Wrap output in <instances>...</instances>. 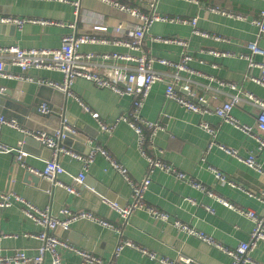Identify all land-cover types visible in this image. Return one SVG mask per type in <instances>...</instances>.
Instances as JSON below:
<instances>
[{
    "label": "crops",
    "instance_id": "1",
    "mask_svg": "<svg viewBox=\"0 0 264 264\" xmlns=\"http://www.w3.org/2000/svg\"><path fill=\"white\" fill-rule=\"evenodd\" d=\"M113 1L146 13L150 11L147 1ZM74 4H78V10ZM213 9H219L222 13L213 12ZM262 11L264 0H156L157 14L197 18V30L210 37L193 35L191 26L155 22L147 31L142 51H135L115 44V41H125L126 33L134 31L141 23L101 0H0V16L66 24L65 27L35 23H25L22 27L1 25L4 27L0 30L1 48L56 50L61 45L62 37L74 32L77 35L108 40V43L104 44H84L81 47L83 53H119L129 56L145 54L171 62H180L184 54H189L191 61L188 66L191 72H183L181 77L189 81L197 97L207 98L208 107L212 111L202 118L187 112L174 102L167 101V85L163 83L153 86L141 111L146 121L159 123L162 128L155 138L157 150L151 151V154L186 176L185 181H182L158 169L151 174L152 183L145 193L144 201L148 207L166 214L168 221L157 219L144 210L134 212L127 222L124 221L110 204H117L120 209L129 207L133 203L131 189L100 154L95 156L94 162L87 168L80 160L68 155L62 156L61 165L65 173L59 176L61 182L72 186L75 177L85 174V182L78 187L77 194H70L65 188L53 186L43 179L34 184L30 178H26L28 170L17 164V152L13 155L1 154L0 192H13L39 209H48L55 217L61 218V210L68 208L91 212L113 225L115 229H109L98 223L83 220L72 224L68 231L57 228L50 232L71 246L102 258L104 264H161L130 248H124L119 256L114 257L113 254L121 240H128L160 258L169 260H175L181 255L195 264H231L229 256L195 237L187 236L175 223L180 222L202 232L230 249L248 242L254 229V223L250 219L195 189L189 184L190 179L202 184L231 205L253 211L257 215L264 213V205L260 200L264 198V150H260L259 143L254 138L246 136L230 124L223 123L213 114L217 107L227 102L234 94V91L223 86L222 82L234 84L239 90L250 92L264 101V87L250 79L259 77L260 70L250 68L248 62L239 57L247 53L248 43L256 42L264 50V36H260V28L254 24ZM68 24L75 25V29L68 28ZM118 27L122 28L121 33H117ZM151 37L178 38L185 40L187 47L154 42ZM214 37L221 40H215ZM209 51L235 56L215 57L209 54ZM255 60L262 61V58L257 56ZM112 63L120 69H130L134 66L129 61H95L98 70L108 74V66ZM154 69L169 76L175 72L174 69L160 64H155ZM6 71L18 74L22 79L0 78V87L7 89L17 82L30 85V89L25 88L16 93L17 97H21L28 104H33L35 89L43 87L37 81L59 84L64 81L63 75L57 71L31 69L23 74L19 68L8 62ZM53 91L67 99V106L63 98L56 99L54 96L51 101H43L42 104L53 110H61L70 124L68 132L72 138L67 145L63 144V147L88 157L100 146L127 170L131 181L139 183L144 180L147 162L140 153L137 136L127 123L119 122L122 116L130 114L132 97L119 96L83 79L76 80L69 89L71 95L55 89ZM176 91L179 95L186 96L179 87H176ZM84 106L91 113L98 114L100 121L114 125L113 131L103 133ZM232 115L241 125L249 126L255 134H259L257 110L248 103L242 102L235 106ZM202 121L217 130V145L213 146L206 156L204 152L211 142V137L200 128ZM24 136L19 131L4 127L1 142L11 148H19L23 145ZM34 145H30L28 151L21 149L26 154L24 163L27 168L43 170L51 153L42 148L37 152L38 147ZM219 146L234 150L238 155H229ZM251 156L255 157L263 173L243 163L242 159ZM217 172L235 186L221 183L216 178ZM43 231L44 228L25 216L21 206L0 209V235L7 236L0 240V257L12 255L17 250L24 251L28 256H37L42 242L33 236ZM59 252L62 264H83L82 258L74 252L65 249ZM252 258L257 263L264 264V242L259 243L252 253ZM43 264H52L49 254L45 256Z\"/></svg>",
    "mask_w": 264,
    "mask_h": 264
},
{
    "label": "built area",
    "instance_id": "2",
    "mask_svg": "<svg viewBox=\"0 0 264 264\" xmlns=\"http://www.w3.org/2000/svg\"><path fill=\"white\" fill-rule=\"evenodd\" d=\"M60 2H66V0H56ZM114 8L126 13L130 17L138 20L141 24L134 30L126 33L125 41H115V44H121L135 51H142L143 42L149 28L155 22H164L171 24H181L191 26L193 28V35L210 37L208 34L197 30V18H180L162 16L155 12L156 0H141L148 2L149 12L146 13L138 8H131L120 4L113 0H101ZM78 10V4H74ZM213 12H221L219 9H213ZM222 13V12H221ZM225 14V12H223ZM241 19H245L243 16H239ZM25 23L41 24L42 26H59L65 27L66 24L45 21V20H33V19H19L14 17L0 16L1 25H15L22 27ZM254 24L260 28V36H264V11L260 13ZM68 28L75 29V25L68 24ZM123 30L121 27L117 28V33H121ZM215 40H221L219 37H214ZM151 40L158 43L176 44L182 47H187V42L178 38H165V37H151ZM94 43H108V40L96 38L88 35H77L74 32L65 34L61 39V45L56 50L49 49H21L18 47H0V78L9 80H20L22 76L6 71L7 62L19 68L23 74L31 69L36 70H50L61 73L64 77L63 83L37 81L41 86H48L55 90L67 93L69 95V89L75 84L76 80L83 79L91 82L96 87L101 89H107L119 96H129L133 98L132 109L128 116H122L119 119L129 125L137 136L138 146L141 155L147 162V174L144 180L139 183H134L130 180L127 170L123 168L121 164L111 158V156L100 146L96 147L88 157H83L79 154L72 152L71 150L63 147V141L65 135L63 131H68V127H65L61 131L55 132L53 135H48L41 131H29L22 128L16 120L8 119L0 115V155L1 154H14L18 153L16 161L17 164L23 168H26L29 172L35 176L50 182L53 186L65 188L70 194H77L79 186L85 182V174H80L73 180L72 186H67L59 180V176L65 173V169L61 165L62 156L68 155L76 160H80L84 163L85 168L89 167L95 159L97 154L103 156L111 165L112 169L121 176V178L129 185L133 203L124 209H120L117 204H110L111 208L117 211L124 221H128L134 212L144 210L151 216L168 221L169 217L166 214L158 212L148 207L144 201L145 193L152 183L151 174L155 170L163 171L167 174L175 176L178 180L185 181V174L179 172L176 168L166 164L156 155L151 154V151H156L155 138L159 131L162 130L159 123H151L146 121L141 114L145 102L147 101L153 86L157 83L166 84L165 96L167 101L174 102L187 112H191L200 115L202 118L208 114H211V110L208 107V100L205 97H197L189 84V81L181 77L183 72H191L188 63L191 61L189 54H184L183 59L180 62H171L163 58H157L152 55L142 54L141 56H129L126 54L112 53L105 55H96L93 53L81 52V47L84 44ZM247 53L240 55V59L248 62L250 68L260 70L259 77H251V81L264 87V50L258 46L255 42L246 44ZM209 54L219 57L235 56L230 53L209 51ZM261 57L262 61H256L255 57ZM98 59L104 61H129L134 64L130 69H120L115 63L108 66L109 74L102 73L98 70L95 61ZM155 64L170 67L175 72L169 76L164 72H158L154 69ZM34 81L33 79H28ZM223 86L229 87L234 91L227 102L217 107L214 110V115L217 116L223 123L230 124L243 132L246 136L254 138L259 143L260 150H264V101L256 97L250 92H243L239 90L234 84L221 83ZM176 87L183 90L186 96H181L177 93ZM197 98V99H196ZM245 102L257 110V130L259 134H255L253 128L241 125L232 115L233 108L240 103ZM85 110L90 113L92 118L97 122L100 130L103 133H111L114 125L107 124L100 121L99 115L91 113L90 110L85 107ZM40 112L43 114L49 113V106L43 105L40 108ZM200 128L207 132L211 137V142L204 152L206 156L213 146L217 145L216 134L217 130L211 127L206 121H202L199 124ZM4 127H8L15 131L23 133L25 136L33 138L35 141L41 143L47 148L51 149V157L46 162V166L43 170H34L27 168L24 163L26 154L22 152L21 146L19 148H11L1 142V132ZM148 131V133L146 132ZM263 134V135H261ZM219 148L229 155L237 156V152L229 150L223 146ZM203 156V161H205ZM243 163L254 170L263 173L259 163L255 157L251 156L247 159H242ZM264 175V173H263ZM216 178L223 184L235 186V184L229 181L225 176L220 173H216ZM195 189L206 193L212 198H215L228 208L244 215L254 223V229L250 235V240L246 243L240 244L235 249H230L222 244L214 241L211 237L199 232L187 225L176 222L175 226L185 233L187 236L195 237L198 240L205 242L207 245L218 249L231 259V264H259L252 258V253L255 251L259 243L264 242V213L257 215L250 210H243L239 207L227 203L225 200L220 199L217 195L210 190H207L202 184L190 179L188 180ZM264 205V198L260 199ZM107 202L106 200H104ZM14 205H19L23 208L25 216L37 225L44 228V231L33 236L42 242V246L39 249L37 256H28L24 251L17 250L12 255L0 257V264H43L44 258L47 254L51 256L52 264H62L61 254L59 250L65 249L74 252L82 258L83 264H104V260L100 257H96L93 254L79 250L71 246L67 241H63L55 237L50 232L55 231L57 228H61L65 231L69 230L71 225L83 220L98 223L106 228L115 229L113 225L105 222L95 216L91 212L75 211L68 208L61 210V218L53 216L48 209H39L32 204L26 202L23 198L13 192L1 193L0 192V209H8ZM7 238L6 235H0V240ZM124 248H130L141 252L151 260L158 261L161 264H195L192 260L183 256H178L175 260H169L166 258H160L156 254L150 253L145 249L136 246L134 243L128 240H121L113 254L114 257L119 256Z\"/></svg>",
    "mask_w": 264,
    "mask_h": 264
},
{
    "label": "water",
    "instance_id": "3",
    "mask_svg": "<svg viewBox=\"0 0 264 264\" xmlns=\"http://www.w3.org/2000/svg\"><path fill=\"white\" fill-rule=\"evenodd\" d=\"M3 28V26H0V30ZM13 29L14 28L12 27L11 30ZM25 88L30 89V85L27 86L22 82H17L13 87H9L7 89L0 87V114L2 116L8 119L16 120L20 126H24L29 131H41L47 133L48 135H53L55 132L61 131L70 125L68 120H66V116L62 114L61 110H53L50 107L48 114H43L40 112L43 101H51L53 96L56 99L63 98L67 106V99L62 96V94L54 92L53 89L45 86L38 87L34 92L33 104H28L23 101L21 97L16 96L17 91H23ZM63 132L65 135L63 144L67 145L72 136L68 131ZM33 144H35L34 146L38 147V149H36L37 152L40 148H42L43 150L46 149V151L51 153V149L35 141L29 136H24L21 149L23 151H28L30 150V145ZM26 178H30L34 184H38L41 180V178L35 176L29 171L26 174Z\"/></svg>",
    "mask_w": 264,
    "mask_h": 264
}]
</instances>
